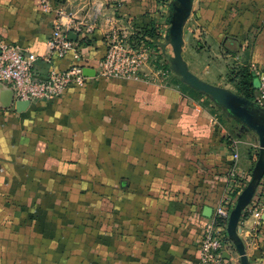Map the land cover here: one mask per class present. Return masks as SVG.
Returning a JSON list of instances; mask_svg holds the SVG:
<instances>
[{
  "label": "crops",
  "instance_id": "0c3cea01",
  "mask_svg": "<svg viewBox=\"0 0 264 264\" xmlns=\"http://www.w3.org/2000/svg\"><path fill=\"white\" fill-rule=\"evenodd\" d=\"M48 1L49 10L42 0H0V40L42 57L55 9L64 8L82 23L83 31L71 35L80 56L39 58L35 74L45 78L53 68L79 65L96 76L22 111L15 96L9 108L0 106V254L22 253L32 239L48 251L51 242L57 245L51 252L62 255L49 256V264H66V252L87 255L89 264H201L205 225L224 197L234 208L249 184L261 153L259 134L175 69L148 68V80L97 76L110 16L125 30L134 17H152L161 25L159 44L169 50L171 65L174 48L167 35L175 0L163 7L161 0ZM101 1L106 6L97 15ZM190 1L181 33L187 72L257 103L264 0ZM186 45L215 54L201 70H191L183 56ZM244 68L251 80L242 75ZM255 207H262L259 223ZM263 215L264 175L238 225L249 264H264ZM65 233L69 237L62 240ZM221 256L222 264H241L229 236Z\"/></svg>",
  "mask_w": 264,
  "mask_h": 264
},
{
  "label": "built area",
  "instance_id": "2783aa9c",
  "mask_svg": "<svg viewBox=\"0 0 264 264\" xmlns=\"http://www.w3.org/2000/svg\"><path fill=\"white\" fill-rule=\"evenodd\" d=\"M110 0H106L108 2ZM106 2L101 1L96 6V14L101 15ZM44 9L49 10L48 0H42ZM112 25L106 37L107 51L99 61L97 76L117 78L122 80H148L149 74L143 71L146 53H136L130 45L129 32L135 31L131 25L127 30L116 26L114 16L107 18ZM53 31L48 42V51L42 57L19 43L0 40V82L11 87L16 100L35 102L43 99H53L61 96L68 88L82 86L88 80L82 66L73 65L68 69H52L45 78L35 74V64L39 58L51 62L62 58L70 52L75 57L80 56L78 42L70 38V34L81 33L82 23L74 21L72 11L64 8L55 9L52 20ZM260 78L259 92L256 97L258 104H264V70L256 71ZM166 72H164L165 75ZM236 144V142H234ZM235 157L238 155L235 153ZM236 177V175H232ZM236 179V178H235ZM233 204L224 197L216 206L214 214L208 219L205 231L198 244L201 264H222L221 251L227 244V225ZM252 214L261 219L262 207H255Z\"/></svg>",
  "mask_w": 264,
  "mask_h": 264
},
{
  "label": "water",
  "instance_id": "95a60500",
  "mask_svg": "<svg viewBox=\"0 0 264 264\" xmlns=\"http://www.w3.org/2000/svg\"><path fill=\"white\" fill-rule=\"evenodd\" d=\"M172 12L170 18V27L168 29L167 39L171 41L174 48V56L172 57V69L180 71L182 78L206 93H209L213 98L226 105L230 110L239 116L243 121L248 123L253 129L257 131L260 137L261 153L252 173V178L247 187L240 194L235 207L231 210L227 233L237 251L241 256V264H249V258L246 253L245 245L239 236L238 225L243 214V210L248 206L255 194L257 186L259 185L264 175V108L259 104L251 102L243 97L232 95L225 90L208 85L201 81L196 76L187 72L186 66L181 59V44H182V28L191 10L190 0H175L171 4ZM74 35V33L70 34ZM1 52V49H0ZM169 57V56H168ZM86 76H96V71L93 69H85ZM14 91L11 87L3 82H0V106L9 108L14 103ZM230 98L236 100L234 103ZM31 102L29 100H16L15 105L17 111L25 110ZM212 208L206 209L205 214L211 216ZM264 218V215H263Z\"/></svg>",
  "mask_w": 264,
  "mask_h": 264
},
{
  "label": "rangeland",
  "instance_id": "374dc122",
  "mask_svg": "<svg viewBox=\"0 0 264 264\" xmlns=\"http://www.w3.org/2000/svg\"><path fill=\"white\" fill-rule=\"evenodd\" d=\"M165 0H161V6L163 7ZM142 35V32L141 34ZM136 34L135 31L129 32L130 36V45L133 47L132 49L139 53L140 51H144L146 53V61L144 67H142L143 71L148 73L146 69H155L160 71H171V66L169 62L170 54H168L169 50H166V47L163 44H159V39L157 41H154L153 39L146 40L145 38H141V36ZM163 39V38H162ZM149 41L151 43H149ZM162 41V40H161ZM215 53H209L208 51H203L201 53H198L194 50H190V46H185V51L183 53V56L186 61L191 62L192 65H190V68L192 70L193 66L198 67L200 70L203 68L204 64L207 63L208 58L210 56H213ZM173 55V54H172ZM169 56V57H168ZM196 64H195V63ZM202 76V75H201ZM203 77V76H202ZM204 78V77H203ZM69 237L68 233H65V235L62 238V240H67ZM56 241V240H55ZM53 241V242H55ZM40 241H34L30 240L27 243L24 244L22 247L24 251L22 253H16V254H0V264H49V256L53 259L58 254V251L51 252L52 250H57V245L55 243L51 242V249L48 251V249L41 248V246L36 245L39 244ZM37 250V251H36ZM46 250V251H45ZM71 255V254H70ZM68 255V252L65 253L64 263L66 264H73L69 261H79L81 259V264H89V260L86 256H84V259L81 258L82 256H70ZM50 264H59L57 260L50 261Z\"/></svg>",
  "mask_w": 264,
  "mask_h": 264
},
{
  "label": "trees",
  "instance_id": "16d2710c",
  "mask_svg": "<svg viewBox=\"0 0 264 264\" xmlns=\"http://www.w3.org/2000/svg\"><path fill=\"white\" fill-rule=\"evenodd\" d=\"M159 12L160 11L158 9V6H156V9L154 10L155 15H157V13L159 14ZM147 16L148 15H144L140 19L138 17L133 18L132 25L134 27L135 33L140 35L142 32V35H140L142 39L143 38H145L146 40L153 39L154 41H157L161 37V35L159 33V28L161 27V25L155 23V21H153L152 17H147ZM83 42H84V39H83ZM149 43H151V42L149 41ZM241 73L244 76V78H246L247 81L251 80L252 75L247 72V69H245V68L242 69ZM251 91H252V89H251ZM245 94L249 95L247 97L252 99V95H250V92L248 93V91H247V92H245ZM86 224H89V222L87 221Z\"/></svg>",
  "mask_w": 264,
  "mask_h": 264
}]
</instances>
